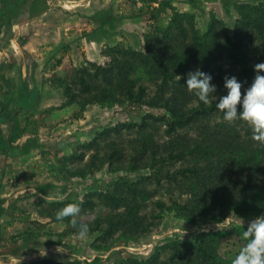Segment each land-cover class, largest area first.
Listing matches in <instances>:
<instances>
[{"label":"rangeland","instance_id":"obj_1","mask_svg":"<svg viewBox=\"0 0 264 264\" xmlns=\"http://www.w3.org/2000/svg\"><path fill=\"white\" fill-rule=\"evenodd\" d=\"M18 1L0 0V259H3L5 264H8L9 255L22 259L21 264H31L43 259L57 263L110 264L118 259V255L113 254V251H120L123 258L145 260L166 243L192 242L196 236L209 235L216 240V264H232V260L246 243L241 228L245 229L249 220L264 213L250 215L249 212L242 211L239 214L231 213L217 222L208 219H194L189 222L172 209L173 202L184 205L190 199L187 188L189 180H182L183 177L179 174L175 175V183L161 181L156 186L155 181L150 185L145 181L144 185L154 194L143 207L141 206V212L148 216V222L152 221L153 224L145 235L126 247L121 246L108 253L97 250L98 246L102 247L101 241L96 239L98 232L89 233L88 238L81 241L77 239L76 231L67 223L55 222L56 216L63 209L50 204L82 203L87 199L93 201L94 208L82 211L84 214L80 222L104 217L108 209L92 197L93 193L111 188L112 183L121 178L135 180L137 177L145 178L150 175L149 165L140 163L132 172L126 171L120 165L124 157L132 154L130 147L138 146L139 142H145V145L149 142L166 143L175 135H183L186 131L189 133L191 128L177 129L175 134L168 135L166 125L170 117L162 108L139 105L127 108L106 107L94 104L81 112L79 106L69 104L62 97V83L67 82L74 69L89 62L78 61L79 54L72 52L75 62H79V65L69 69L66 57L61 59L59 48H51L44 67L33 65L31 56L25 55L17 46L23 36L22 30L12 28L36 20L35 18L41 16H37L38 13L43 14L57 7V2L20 0L19 4L24 1L27 3L24 8L22 5L15 6ZM133 1L137 2L132 11H124L123 15H135L140 24L126 31L131 33L123 42L105 46L102 49L101 61L90 63L105 64L109 60L105 55L106 49L119 44L137 51L144 50L145 36L153 32L155 26L168 25L175 12L192 15L196 32L202 35L213 20L224 23L228 32L232 33L237 18L236 12L241 11V4L260 6L259 9L264 11V0ZM12 8L15 9L12 11ZM68 12L84 21L81 13L84 14L85 11ZM117 12L94 11L89 17L95 27L91 36L100 38L111 30L113 23L121 16ZM60 18L63 19L60 14H49L44 22L59 23ZM139 27L141 33L138 32ZM36 30L30 28V33L27 30L26 35H37ZM256 48V45L252 44L246 48L247 67L253 70L256 64L264 63V55ZM18 61L32 64V69L26 66L24 70L27 76L25 82L19 79L22 74L19 73L21 67L20 64L17 65ZM6 62L14 68V74L8 79L2 78ZM145 85L148 89L146 97H152L154 86ZM246 88L248 87L242 85V97ZM21 89L31 90L27 96L28 100L19 101L23 104V108L17 105L20 110L14 111L13 108L6 113V107L9 109L10 105L7 103L15 107L14 96L9 95ZM192 101L189 105H196L195 97ZM26 103L34 106L24 108ZM153 118L160 119L153 122ZM200 119L202 125H209L211 128L252 135L251 129L244 122L228 123L216 113L204 114ZM143 122H148L149 125L143 126ZM256 148L257 146H253L252 150ZM261 152L256 154V157L257 160L262 159L263 165L256 172L243 171L239 177L241 184L251 189L257 186L263 195L264 152ZM122 156V160H116ZM125 164L128 165V161ZM181 166L183 165L175 164L167 169L172 175L175 171H180ZM155 202H162L167 210L161 212L157 219H152L154 212H160L155 207ZM77 219L75 218V221ZM165 258L166 256L162 255V259Z\"/></svg>","mask_w":264,"mask_h":264},{"label":"trees","instance_id":"obj_2","mask_svg":"<svg viewBox=\"0 0 264 264\" xmlns=\"http://www.w3.org/2000/svg\"><path fill=\"white\" fill-rule=\"evenodd\" d=\"M19 1L15 6H27L25 1L22 4ZM259 7L241 4L232 33L224 23L213 20L202 35L196 32L192 15L175 12L168 25L155 26L153 32L145 36L144 50L120 44L107 48L108 62L103 65L86 63L74 69L67 82L62 83V97L69 104L79 106L81 112L94 104L162 108L170 117L166 125L168 135L175 134L177 129L191 128L189 133L175 135L166 143L145 145L139 142L138 146L130 147L132 154L124 157L120 165L132 172L140 163L146 164L150 166V175L135 180L121 178L112 183L111 188L93 193L92 197L108 209L104 217L80 222L82 211L94 208L93 201L88 199L82 203L50 204L62 209L80 208L81 215L75 221L77 229L74 231L86 224L89 233L98 232L96 239L101 241L102 247L98 246L97 250L108 253L145 235L153 223L148 222L149 217L141 210L154 193L144 184L175 183L176 174L183 177L182 180H189L190 199L184 205L173 202L172 209L189 222L194 219L217 222L242 211L250 215L264 213V194L257 186L251 189L241 184L239 177L243 171L256 172L263 165L256 154L263 153L264 146L253 141L252 135L246 132L240 134L202 125V115L216 113L222 117V114L217 111L216 102L204 105L195 98L196 105H189L194 96L183 86L187 74L197 69L212 76L217 95L226 94L223 87L226 76H235L244 86L251 85L256 73L247 67L246 48L256 45V50L264 55V11ZM144 83L154 86L152 97H146L148 89ZM159 119L153 118V122ZM148 125L143 122V126ZM253 146L257 148L252 150ZM122 159L123 156L116 160ZM175 164L183 165L182 169L170 175L167 168ZM155 207L160 212H154L152 219L167 210L162 202H155ZM215 246L213 237L200 235L192 242L166 243L145 260L123 258L122 252L113 251L118 259L110 264H216ZM162 255L166 258L162 259ZM31 264L80 263L43 259Z\"/></svg>","mask_w":264,"mask_h":264},{"label":"crops","instance_id":"obj_3","mask_svg":"<svg viewBox=\"0 0 264 264\" xmlns=\"http://www.w3.org/2000/svg\"><path fill=\"white\" fill-rule=\"evenodd\" d=\"M116 1L117 0H56L57 7L51 8L43 14L38 13L37 16H41H39V18H35L36 20H31L30 22L32 23H23L21 26L17 25L12 28L15 29L17 27V30H22L21 34L23 36L21 37V41H19L17 46L19 50H21L25 55L28 54L31 56L33 60L32 64H36L38 68L44 67L47 63L49 57L48 54L51 48H59L62 54L61 59H64L66 57L68 61L67 67L69 69L76 67L77 64L79 65V62H75L76 59H74L72 52H76L79 54L78 61L83 60L82 62H99L103 59L102 49L105 46H112L123 42L125 37H129V34L131 33H126V31L132 30V26L140 24L135 15L132 16L129 13H126L125 16L123 15L124 11H132V7L136 5L137 1ZM44 3L46 2L44 1ZM111 10L118 11L117 14H119V16L121 15L113 23L111 30L104 33V36L101 35L100 38H94L93 36H91V31L95 27L92 23L91 18H89L90 15L93 14L94 11ZM52 11H56V13ZM68 11H85L84 14L81 13L84 21H80V19H77V16H73ZM119 11L122 12L120 13ZM49 14H60L63 19L60 18L59 23L56 22L53 24H47L44 22V20L47 16H49ZM30 28H36V31L38 32L37 35L31 37L29 36V34L26 35L27 30L30 33ZM98 29L103 28L98 27ZM32 31L33 29L31 30V32ZM138 32L141 33L140 27L138 28ZM124 33L126 35H123ZM1 51L4 53V55H6L3 50ZM11 53L13 54V52ZM19 64L21 67V72L19 73L22 74V76L19 75V79H21L22 82H25L26 73L24 72V70L26 69V66L32 69V64H27L26 61H23L22 63L18 61L17 65ZM13 69L14 68L6 62V70L2 78L8 79L9 77H11L12 74H14L12 72ZM29 91L31 90L21 89L13 91V93H11L9 97L14 96L15 107L13 104L7 103L8 105H10L9 109L8 107H6V113L10 112L13 108L14 111L19 109L17 105L23 108V104H21V102H23L24 99L28 100L27 96H29ZM16 99L18 100L16 101ZM33 106L34 104L31 105L26 103L24 108H31ZM22 141H24V139H22Z\"/></svg>","mask_w":264,"mask_h":264},{"label":"clouds","instance_id":"obj_4","mask_svg":"<svg viewBox=\"0 0 264 264\" xmlns=\"http://www.w3.org/2000/svg\"><path fill=\"white\" fill-rule=\"evenodd\" d=\"M256 73L251 85L245 89L243 97L242 84L235 76L225 77V95H217V86L212 83V76L199 69L187 74L183 85L187 91L204 105L215 103V107L222 114V119L228 123L244 122L252 133V140L264 146V63L254 66ZM179 79L181 77L177 76ZM81 215V209L69 206L55 218L57 224L68 223V226L77 229L75 218ZM89 228L81 224L76 232L77 239L84 241L88 238ZM246 243L232 260V264H264V214L247 222L243 231ZM22 259L9 255L8 264H21ZM0 264H5L0 259Z\"/></svg>","mask_w":264,"mask_h":264}]
</instances>
